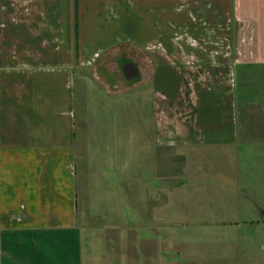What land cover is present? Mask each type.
I'll use <instances>...</instances> for the list:
<instances>
[{
  "label": "crops",
  "instance_id": "0c3cea01",
  "mask_svg": "<svg viewBox=\"0 0 264 264\" xmlns=\"http://www.w3.org/2000/svg\"><path fill=\"white\" fill-rule=\"evenodd\" d=\"M124 99L138 154L153 122L147 175L137 163L132 180L164 191L168 153L213 147L264 186V0H0V264H86L78 180L93 165L82 172L79 153ZM250 228L264 233V216ZM251 246L241 264H264Z\"/></svg>",
  "mask_w": 264,
  "mask_h": 264
},
{
  "label": "rangeland",
  "instance_id": "374dc122",
  "mask_svg": "<svg viewBox=\"0 0 264 264\" xmlns=\"http://www.w3.org/2000/svg\"><path fill=\"white\" fill-rule=\"evenodd\" d=\"M83 87L78 85V108ZM124 101L119 109L110 105L109 115L104 111L99 128L103 135L87 137L89 150L79 153L82 172L88 163L93 165V174L78 180L86 264H152L154 260L156 264H241L249 244L253 257L261 258L264 233L250 226L264 216L263 180H248L243 157L235 160L213 147H203L202 152L173 149L166 169L171 181L164 191L155 179L132 180L137 163L146 164L147 175L150 157L143 149H148L144 142L154 143L153 122H142L138 154L134 151L138 139L133 136V106L128 99ZM117 113L119 117L124 113L125 122L119 126ZM81 114L85 120L86 113ZM98 146L101 152L95 151ZM163 156L158 159V168L162 167L158 174L164 176ZM123 164L129 180H118L121 174L115 166ZM149 185L156 191H149ZM156 217L172 224L154 233L150 222Z\"/></svg>",
  "mask_w": 264,
  "mask_h": 264
},
{
  "label": "water",
  "instance_id": "95a60500",
  "mask_svg": "<svg viewBox=\"0 0 264 264\" xmlns=\"http://www.w3.org/2000/svg\"><path fill=\"white\" fill-rule=\"evenodd\" d=\"M123 73L127 80L133 81L139 78L140 73L136 65L132 62L126 63L123 66Z\"/></svg>",
  "mask_w": 264,
  "mask_h": 264
}]
</instances>
